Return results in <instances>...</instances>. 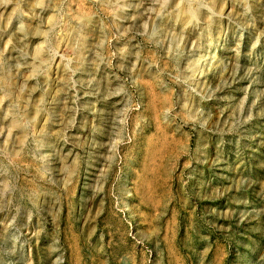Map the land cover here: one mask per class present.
<instances>
[{
    "label": "rangeland",
    "instance_id": "374dc122",
    "mask_svg": "<svg viewBox=\"0 0 264 264\" xmlns=\"http://www.w3.org/2000/svg\"><path fill=\"white\" fill-rule=\"evenodd\" d=\"M0 264H264V0H0Z\"/></svg>",
    "mask_w": 264,
    "mask_h": 264
},
{
    "label": "bare ground",
    "instance_id": "6f19581e",
    "mask_svg": "<svg viewBox=\"0 0 264 264\" xmlns=\"http://www.w3.org/2000/svg\"><path fill=\"white\" fill-rule=\"evenodd\" d=\"M181 1V0H180ZM225 4V3H224ZM179 6V5H178ZM221 8V7H220ZM169 9V8H168ZM210 9H211V7H210ZM218 10V9H217ZM207 11V10H206ZM173 13V12H172ZM214 13V12H213ZM159 14V13H158ZM192 14V13H191ZM178 21V20H177ZM153 25V24H152ZM176 25V24H175ZM155 28V27H154ZM85 32V31H84ZM86 32H87V30H86ZM92 33V32H91ZM82 36V35H81ZM175 39V38H174ZM195 39V38H194ZM85 40V39H84ZM177 41V40H176ZM181 43V42H180ZM86 44V43H85ZM84 46V45H83ZM193 46V45H192ZM206 57V56H205ZM196 61H197V59H196ZM188 63V62H187ZM199 67V66H198ZM34 119H36V117L34 118ZM34 121V120H33Z\"/></svg>",
    "mask_w": 264,
    "mask_h": 264
}]
</instances>
